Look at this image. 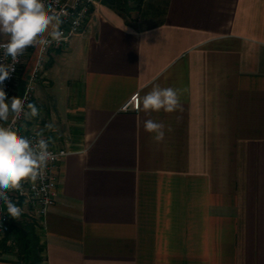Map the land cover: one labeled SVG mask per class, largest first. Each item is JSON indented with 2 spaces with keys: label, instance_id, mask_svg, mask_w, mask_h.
<instances>
[{
  "label": "crops",
  "instance_id": "0c3cea01",
  "mask_svg": "<svg viewBox=\"0 0 264 264\" xmlns=\"http://www.w3.org/2000/svg\"><path fill=\"white\" fill-rule=\"evenodd\" d=\"M147 3L131 21L99 0L84 31L44 55L39 115L24 126L68 154L42 223L16 221L33 224L42 264H264V0ZM58 62L61 132L45 128ZM35 63L25 51L9 99ZM154 84L181 89L182 111H121ZM0 264H23L12 235Z\"/></svg>",
  "mask_w": 264,
  "mask_h": 264
},
{
  "label": "clouds",
  "instance_id": "9594fccd",
  "mask_svg": "<svg viewBox=\"0 0 264 264\" xmlns=\"http://www.w3.org/2000/svg\"><path fill=\"white\" fill-rule=\"evenodd\" d=\"M59 0H56L58 3ZM62 23L60 15L55 12L51 3L46 0H0V85L15 72V66L20 63L29 47L38 49L35 68L42 66L43 53L53 42L59 44L63 39V32L59 25ZM47 34V35H45ZM6 38V39H5ZM11 57L12 63L4 62ZM144 62L137 66L142 69ZM35 70V69H34ZM182 90L174 87H160L154 84L149 92L139 98L137 107L142 108L146 115L161 110L167 113L182 111L180 95ZM134 99H136L134 97ZM18 97L8 98L4 88L0 86V122L8 121L10 113L15 119L21 115L34 118L39 115L35 104L28 103L25 112V101ZM145 131L153 134L155 142H162L165 138V125L151 118L143 122ZM46 129H54L53 124H46ZM171 131V129H168ZM35 143L19 135L11 126L0 124V201L7 206V212L13 218H19L22 210L10 199V191L23 194V184L30 182L36 190V182L45 179V170L49 161L55 160L56 155L49 150V141L44 139L42 132L36 133ZM43 190V189H41ZM47 203V201H45Z\"/></svg>",
  "mask_w": 264,
  "mask_h": 264
},
{
  "label": "built area",
  "instance_id": "2783aa9c",
  "mask_svg": "<svg viewBox=\"0 0 264 264\" xmlns=\"http://www.w3.org/2000/svg\"><path fill=\"white\" fill-rule=\"evenodd\" d=\"M98 1L99 0H59V2L56 3V0H46V3H51L52 7L55 9V12L60 15L62 23L59 25V28L63 32L64 36L59 44L53 42L52 45L48 47L43 53V56L50 49L64 50L74 36H77L83 32L87 21L90 20L92 9ZM30 50L36 51L37 60L39 55L38 49L36 47H29L26 51ZM0 58H3L2 50H0ZM22 58L23 56L19 58L20 63L16 64L15 72H13L10 77L3 82V85H0L4 88L8 97L11 88L16 80V76L20 68ZM4 62L11 64V57L5 58ZM34 69L35 70H33L31 77L25 87V90L22 96L20 97L21 99H23L25 95H27V100L25 101V112L28 111L27 104L31 103L37 74L40 68L34 67ZM134 97L136 99H134ZM138 100V94L132 95L123 104V106L121 107V111H138ZM26 119L27 118L21 115V117L19 119H15V123H13L14 114L11 113L9 115L8 121H6L3 126H11L13 130L16 131L19 135L24 136L33 143H35L38 137L34 131L27 130V128L24 126V122L26 121ZM0 124L2 123L0 122ZM49 150L56 155V159L49 161L48 166L45 170V179L43 181L38 180L36 182V190H33V186L30 182H25L23 184V194H21L19 191H10L8 193L11 201L22 210L19 218H28L34 220L36 223L39 224L42 223L48 209L54 203V196L57 184L56 170L58 162L65 158L68 154V152L62 148L49 146ZM45 201H47V203H45ZM15 219L16 218H13L10 216V214H8L7 206L4 204V202L0 201V237H4L8 233L10 224Z\"/></svg>",
  "mask_w": 264,
  "mask_h": 264
},
{
  "label": "trees",
  "instance_id": "16d2710c",
  "mask_svg": "<svg viewBox=\"0 0 264 264\" xmlns=\"http://www.w3.org/2000/svg\"><path fill=\"white\" fill-rule=\"evenodd\" d=\"M144 0H101L106 7L113 9L118 14L129 20H133L130 16L131 12L139 11ZM132 4H135L132 6ZM17 219L13 220L6 236L12 235L16 241L23 264H42L43 257L40 256L42 249L38 245L37 237L32 231L31 224L25 222L17 223ZM19 224V226H18Z\"/></svg>",
  "mask_w": 264,
  "mask_h": 264
},
{
  "label": "rangeland",
  "instance_id": "374dc122",
  "mask_svg": "<svg viewBox=\"0 0 264 264\" xmlns=\"http://www.w3.org/2000/svg\"><path fill=\"white\" fill-rule=\"evenodd\" d=\"M148 0H144L143 1V5L148 4L147 3ZM135 4H132V6H134ZM142 6V5H141ZM150 6V5H149ZM150 11V10H149ZM152 12V10H151ZM141 13V7L140 10L137 11H133L131 12L130 16L133 18H138L140 16ZM63 51V50H61ZM64 53V52H63ZM51 64L48 61L45 64V70H50ZM64 65L61 62H58L55 66H54V74L56 73V77H54V80L52 81L53 83V87H52V95L50 96V99H54V129H56V131L61 132V130L63 131V128L61 129V126L59 125L60 122H64V118L66 117L65 111H66V99H65V89L63 88V75H64ZM63 74V75H62ZM61 84V86H60ZM51 105L46 106L47 109H51ZM60 136L63 138L62 133H60ZM60 139V138H57ZM25 224H31L33 225L31 222L28 221H24ZM40 256H42V252L40 253Z\"/></svg>",
  "mask_w": 264,
  "mask_h": 264
}]
</instances>
